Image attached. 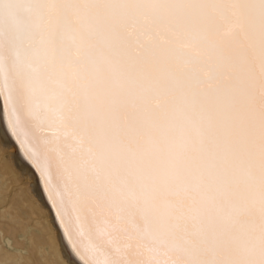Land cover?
Returning <instances> with one entry per match:
<instances>
[{"label":"snow or ice","instance_id":"6c2138e0","mask_svg":"<svg viewBox=\"0 0 264 264\" xmlns=\"http://www.w3.org/2000/svg\"><path fill=\"white\" fill-rule=\"evenodd\" d=\"M0 110L80 264H264V0H0Z\"/></svg>","mask_w":264,"mask_h":264},{"label":"rangeland","instance_id":"374dc122","mask_svg":"<svg viewBox=\"0 0 264 264\" xmlns=\"http://www.w3.org/2000/svg\"><path fill=\"white\" fill-rule=\"evenodd\" d=\"M0 150V264H64L51 232Z\"/></svg>","mask_w":264,"mask_h":264},{"label":"bare ground","instance_id":"6f19581e","mask_svg":"<svg viewBox=\"0 0 264 264\" xmlns=\"http://www.w3.org/2000/svg\"><path fill=\"white\" fill-rule=\"evenodd\" d=\"M0 150L8 154V164L19 178H22L25 191L36 205V208L44 214V218L51 232L52 240L57 247L59 258L64 264H80L72 247L59 223L55 209L44 192L43 183L31 163L24 156L23 149L12 135L8 127L7 116L0 110ZM6 154V155H7Z\"/></svg>","mask_w":264,"mask_h":264}]
</instances>
